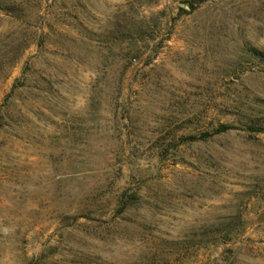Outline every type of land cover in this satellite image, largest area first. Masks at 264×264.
Here are the masks:
<instances>
[{
  "label": "rangeland",
  "instance_id": "obj_1",
  "mask_svg": "<svg viewBox=\"0 0 264 264\" xmlns=\"http://www.w3.org/2000/svg\"><path fill=\"white\" fill-rule=\"evenodd\" d=\"M188 1L0 0V264H264V0Z\"/></svg>",
  "mask_w": 264,
  "mask_h": 264
},
{
  "label": "trees",
  "instance_id": "obj_2",
  "mask_svg": "<svg viewBox=\"0 0 264 264\" xmlns=\"http://www.w3.org/2000/svg\"><path fill=\"white\" fill-rule=\"evenodd\" d=\"M204 1H206V0H189L187 2V4L190 6L191 9H194V4L195 3H202ZM231 129H236V127L231 126L229 124H221V125H219L217 127L216 133L226 132V131L231 130ZM247 130L248 131H251V132H256V133H262V134H264V128L247 127ZM208 136H209V134H206V133L203 134V137H208ZM185 140H187V141H193V140H195V138L192 137V136H188V137L185 138Z\"/></svg>",
  "mask_w": 264,
  "mask_h": 264
}]
</instances>
